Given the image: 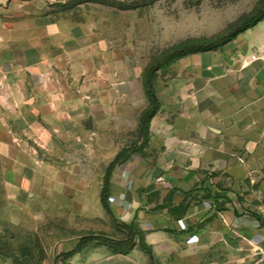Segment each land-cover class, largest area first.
I'll return each mask as SVG.
<instances>
[{"label": "crops", "instance_id": "obj_1", "mask_svg": "<svg viewBox=\"0 0 264 264\" xmlns=\"http://www.w3.org/2000/svg\"><path fill=\"white\" fill-rule=\"evenodd\" d=\"M1 13L6 18L0 16V112L11 113L5 123L22 128L29 122L34 137L49 140L38 129L42 122L70 142V129L83 127L90 108L96 128L117 137L110 140L108 158L128 148L148 108L144 92L111 78L106 92L95 85L88 89L99 96L88 108L82 97L90 92L85 87L72 93L70 80L54 70L55 58H39L37 40L30 43L29 58L16 60L11 33L22 25L9 22L13 9L0 7ZM263 46L264 27L254 39L240 41L237 52L229 47L222 55H207L185 73L188 78L163 91L152 85L159 109L148 122L145 142L139 139L137 152L112 170L108 195L112 215L142 232L151 259L130 250L145 261L264 264V202L248 209L251 183L264 175ZM66 64L78 85L85 71L78 61Z\"/></svg>", "mask_w": 264, "mask_h": 264}, {"label": "rangeland", "instance_id": "obj_2", "mask_svg": "<svg viewBox=\"0 0 264 264\" xmlns=\"http://www.w3.org/2000/svg\"><path fill=\"white\" fill-rule=\"evenodd\" d=\"M263 3L264 0H0V7L13 9L15 16H8L9 22L22 25L11 33L16 38V60L29 58L30 43L37 40L39 58H55L54 70L67 82L70 80L72 93L78 94L76 91L85 87L90 92L82 97L89 108L99 97L98 91L94 94L88 90L92 85L105 91L112 86L111 78H116L122 87L127 83L144 92L145 72L164 55L182 45L215 40ZM3 15L6 14H0L6 18ZM257 25L261 26L238 34L219 48L188 54L161 66L151 75L153 88L159 93L170 82L188 78L185 73L194 70L207 55H222L229 47L237 52L240 41L254 39L264 22ZM248 31L249 35L244 36ZM260 50L264 55V46ZM68 61H78L86 73L78 85L70 78ZM101 98L103 101L106 97ZM89 109L83 127L70 129V142L42 122L38 129L41 134L49 133V140L34 137L31 123L15 128L12 121L5 123L11 113L0 112V264L152 263L144 260L137 246L138 252L117 251L93 243L66 256L77 239L84 236L125 238L119 224L123 222L109 216L100 203L103 177L112 160L108 158L112 153L109 143L117 137L107 133L109 130L96 128L95 114ZM139 139V134L129 139L130 152H137ZM128 155L129 152L126 159ZM111 179L112 172L109 184ZM251 185L252 204L248 209L264 202V175ZM237 194L238 199H244L242 193Z\"/></svg>", "mask_w": 264, "mask_h": 264}, {"label": "trees", "instance_id": "obj_3", "mask_svg": "<svg viewBox=\"0 0 264 264\" xmlns=\"http://www.w3.org/2000/svg\"><path fill=\"white\" fill-rule=\"evenodd\" d=\"M85 2H88V1H85ZM263 19H264V3L260 9L256 10L253 14L246 17L242 21L236 23L227 33L221 35L215 40L211 42L203 43V44L182 45L170 51L166 55H164L160 59V61H158L155 65L150 67L145 72L144 92H145V96L148 101V108L141 114L139 118L138 134H139L140 139L142 140L141 144H143L146 140V136H147L146 131H147L148 122L156 114L160 106L154 94L153 88H152L151 75L153 74V72L158 70L161 66L168 64L176 59H179L185 55L203 52V51H210V50L219 48L220 46L231 41L238 34L254 27L256 24L261 22ZM127 152H130V149L124 148L114 156V158L108 164L105 170L104 177H103L102 188L100 191V203L104 211L111 217H113V215L107 205L108 195H109V179H110V175L114 167L126 159ZM119 224H121L120 226L125 233L124 239L114 240V239H110V238L98 236V235L84 236V237L77 239L73 248L68 253H66V256L70 257L76 253H79L87 245L98 243V244H102L107 247L113 248L117 251H126V250H130L133 247L137 246L142 252H144L147 255L149 259H151V251L144 244L142 232L137 230L136 224L133 222H130L129 224H124V223H119Z\"/></svg>", "mask_w": 264, "mask_h": 264}]
</instances>
